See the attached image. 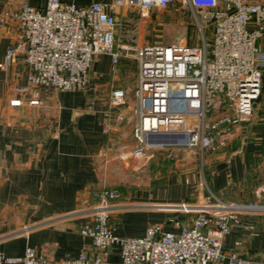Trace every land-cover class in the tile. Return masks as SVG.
<instances>
[{
	"label": "crops",
	"instance_id": "0c3cea01",
	"mask_svg": "<svg viewBox=\"0 0 264 264\" xmlns=\"http://www.w3.org/2000/svg\"><path fill=\"white\" fill-rule=\"evenodd\" d=\"M20 1L0 0V13ZM26 1L43 6L46 0ZM61 1L87 5L104 0ZM133 8L120 7L118 20ZM153 32L131 37L116 26V44L153 43ZM20 36L15 21L0 24V61ZM259 44L264 47V34ZM29 69L21 52L0 66V249L5 255L22 256L27 246L51 261L91 252V238L80 228L91 221L104 185L120 190L110 216L112 231L119 235H141L155 223L178 231L195 213L175 205L203 201L208 190L226 201L264 204V79L252 116L235 123L213 147L158 148L140 161L132 154L137 82L132 56L122 55L113 71L110 54H96L86 89L41 88L39 103L29 102ZM113 87L125 90L124 104L110 103ZM12 98L21 102L12 104ZM120 110L123 120L115 117ZM223 248L264 264V210L238 212ZM108 259L120 260L118 244L109 248Z\"/></svg>",
	"mask_w": 264,
	"mask_h": 264
},
{
	"label": "built area",
	"instance_id": "2783aa9c",
	"mask_svg": "<svg viewBox=\"0 0 264 264\" xmlns=\"http://www.w3.org/2000/svg\"><path fill=\"white\" fill-rule=\"evenodd\" d=\"M174 3L185 6L200 30L199 43L153 42L116 44L115 29L122 6L137 7L143 14ZM15 21L21 36L8 44L0 66L23 53L33 85L30 103L40 102L41 88L83 90L96 54L106 52L114 71L122 55L137 61L134 87L135 114L132 154L147 160L158 148L187 146L204 150L231 133V127L248 120L261 93L264 79V0H104L76 5L46 0L35 6L21 0L0 13V24ZM205 27L209 37H206ZM112 105L126 102L125 90L113 87ZM20 98L10 103L19 104ZM117 120L124 119L120 110ZM159 132H188L185 143L150 141ZM118 188L104 185L91 208L92 219L80 232L91 238V252L51 261L34 247L22 256H8L0 249V264H260L259 261L226 252L223 237L243 210H264V204L226 201L208 190L203 201H181L176 209L194 212L178 231L155 223L141 235L112 231L110 216ZM120 247V260L108 259L109 248Z\"/></svg>",
	"mask_w": 264,
	"mask_h": 264
},
{
	"label": "rangeland",
	"instance_id": "374dc122",
	"mask_svg": "<svg viewBox=\"0 0 264 264\" xmlns=\"http://www.w3.org/2000/svg\"><path fill=\"white\" fill-rule=\"evenodd\" d=\"M164 17L166 21L162 20ZM117 26L120 31L123 30L131 37L145 36L154 29V40L160 43L180 41L199 43L201 40V33L192 13L179 3L171 4L165 9L152 8L145 14L135 7L130 14L119 20ZM205 33L206 37H209L207 27Z\"/></svg>",
	"mask_w": 264,
	"mask_h": 264
},
{
	"label": "water",
	"instance_id": "95a60500",
	"mask_svg": "<svg viewBox=\"0 0 264 264\" xmlns=\"http://www.w3.org/2000/svg\"><path fill=\"white\" fill-rule=\"evenodd\" d=\"M257 100L253 104V111L257 109ZM148 139L150 141H158V142H180L185 143L188 139V132H183L179 135L167 133V132H159L153 136L152 133H148Z\"/></svg>",
	"mask_w": 264,
	"mask_h": 264
}]
</instances>
